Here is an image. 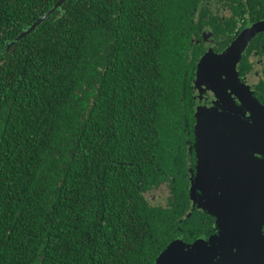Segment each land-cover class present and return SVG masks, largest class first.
Returning <instances> with one entry per match:
<instances>
[{
  "label": "trees",
  "instance_id": "1",
  "mask_svg": "<svg viewBox=\"0 0 264 264\" xmlns=\"http://www.w3.org/2000/svg\"><path fill=\"white\" fill-rule=\"evenodd\" d=\"M173 7L67 0L0 52V264H155L175 237L144 196L183 145Z\"/></svg>",
  "mask_w": 264,
  "mask_h": 264
},
{
  "label": "flooded vegetation",
  "instance_id": "2",
  "mask_svg": "<svg viewBox=\"0 0 264 264\" xmlns=\"http://www.w3.org/2000/svg\"><path fill=\"white\" fill-rule=\"evenodd\" d=\"M173 1L175 51L182 83L178 105V123H182V129L178 141L183 145L172 147L171 170L164 172L166 174L161 175L163 178L157 184L144 188L150 205L167 211V217L173 219L171 226L175 228V237L158 253L155 264L173 242H204L208 247H212L213 241L225 244L226 227L235 235L245 232L246 243L236 264H264V221L257 226L262 240L253 235L254 221L249 222L244 232L241 220L233 227L229 215L233 211L224 214L221 208L217 212L222 216H218L213 209L201 206L205 190L196 181L197 177L201 179L203 168V160L198 158L196 149L198 118L205 112L216 111L248 123L252 96L264 104V0ZM31 7L28 0H0V43L3 36L12 33L15 36L4 39L6 43L3 47L0 44V52L50 10L34 17ZM10 9L19 14L20 19L33 21L27 19L29 22L18 24L21 29L16 24L9 27ZM207 66L213 68L209 77L203 74ZM211 171L208 177H220V173ZM206 201L207 198L203 202ZM245 216L249 218L250 215ZM218 246L219 243L214 244L216 253L212 254L219 264H225Z\"/></svg>",
  "mask_w": 264,
  "mask_h": 264
},
{
  "label": "water",
  "instance_id": "3",
  "mask_svg": "<svg viewBox=\"0 0 264 264\" xmlns=\"http://www.w3.org/2000/svg\"><path fill=\"white\" fill-rule=\"evenodd\" d=\"M66 1L58 0L49 11L11 42L6 50L33 32ZM250 100L251 121L248 123L216 111L205 112L198 118L196 149L198 158L203 160V168L201 179L197 177L196 181L203 190L210 186L209 195H204L201 206L213 209L217 215V210L221 208L224 214L233 211L229 214L233 219L232 226H237L241 220L243 232L245 228L248 229L249 222L254 221L253 235L262 240L257 226L264 221V104H260L253 96ZM209 171L220 173V177H208ZM211 188L221 191L217 194ZM206 198L207 201L203 202ZM246 214L250 215L249 218ZM215 243H219L218 248L221 247L225 264H236L237 257L231 255V246L214 241L212 247L204 242H173L159 256L156 264H164L173 254H190L192 258H202L193 261V264H219L215 254H212L215 252ZM170 264H175V261L170 260Z\"/></svg>",
  "mask_w": 264,
  "mask_h": 264
},
{
  "label": "snow or ice",
  "instance_id": "4",
  "mask_svg": "<svg viewBox=\"0 0 264 264\" xmlns=\"http://www.w3.org/2000/svg\"><path fill=\"white\" fill-rule=\"evenodd\" d=\"M212 72H213V68L211 66H207L203 70V74L208 77ZM209 188L210 186L205 187V195H209ZM211 191L219 194V191L221 190L211 188ZM223 238H224L223 239L224 242L228 244L229 246H231V255L233 257H239L241 255L243 246L246 243V237L244 233L240 235H235L231 232L229 228L226 227ZM233 244L235 246H232ZM200 259L202 258H192L190 254H184V255L173 254V256L170 259H166L164 261V264H170V260H174L175 264H193V261H197ZM204 260H207V259H204Z\"/></svg>",
  "mask_w": 264,
  "mask_h": 264
}]
</instances>
